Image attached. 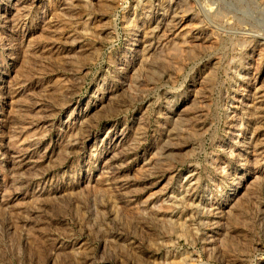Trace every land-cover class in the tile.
Here are the masks:
<instances>
[{"label": "rangeland", "instance_id": "rangeland-1", "mask_svg": "<svg viewBox=\"0 0 264 264\" xmlns=\"http://www.w3.org/2000/svg\"><path fill=\"white\" fill-rule=\"evenodd\" d=\"M0 264H264V0H0Z\"/></svg>", "mask_w": 264, "mask_h": 264}]
</instances>
